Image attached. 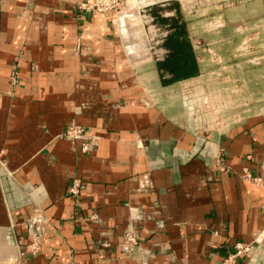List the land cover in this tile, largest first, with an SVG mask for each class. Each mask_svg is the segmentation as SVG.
<instances>
[{
	"label": "crops",
	"instance_id": "crops-1",
	"mask_svg": "<svg viewBox=\"0 0 264 264\" xmlns=\"http://www.w3.org/2000/svg\"><path fill=\"white\" fill-rule=\"evenodd\" d=\"M81 1L0 0V264H219L255 237L237 264H264V106L232 86L237 65L207 71L195 49L199 74L163 86L136 64L138 9L127 37ZM71 122L90 151L62 136Z\"/></svg>",
	"mask_w": 264,
	"mask_h": 264
},
{
	"label": "rangeland",
	"instance_id": "rangeland-1",
	"mask_svg": "<svg viewBox=\"0 0 264 264\" xmlns=\"http://www.w3.org/2000/svg\"><path fill=\"white\" fill-rule=\"evenodd\" d=\"M138 1L122 0L113 11L119 28L126 29L128 37L126 24L129 20L123 15L130 11V5H136L138 9L136 20L130 19L129 23L134 27L132 37L136 45L144 40L149 45L145 57L136 62L139 68L154 66L155 59H162L166 53L161 45L167 33L166 27L158 28L154 24L150 10L155 9L163 16L172 17L176 15L173 5L177 2L194 50L201 57L211 56L214 60L206 70L236 64L240 77L232 86L242 93L244 91V100L248 105L264 106V0H158L147 4H139ZM214 52L220 58L218 63L213 58ZM175 84L173 87L177 92L186 88L187 93L194 92L190 85L182 88L175 87ZM186 99L192 103L190 95Z\"/></svg>",
	"mask_w": 264,
	"mask_h": 264
},
{
	"label": "built area",
	"instance_id": "built-area-1",
	"mask_svg": "<svg viewBox=\"0 0 264 264\" xmlns=\"http://www.w3.org/2000/svg\"><path fill=\"white\" fill-rule=\"evenodd\" d=\"M122 0H84L77 4V6L91 13H102L107 12L110 10H116ZM213 58L218 63L220 58L217 54L213 53ZM12 81H15L14 74L10 76ZM62 136L73 144H78L81 151L88 152L92 149L94 144L96 143L98 136L91 134L86 131L84 126L79 123L71 122L63 131ZM223 161L219 159L217 161V167L219 169L224 168ZM249 175V174H247ZM246 175V176H247ZM250 178V175L247 176ZM81 185V181L79 178H73L72 183L69 185V192L72 194H76L79 190ZM91 219L95 220L97 218L96 214H92L90 216ZM28 233L33 238V242L31 245L35 246L38 242V236L40 233L41 228V218L39 216L34 217L31 219L30 223L27 226ZM258 238L255 237L250 241H236L233 244L232 251L228 252L219 262V264H237L238 260L244 258L248 255L253 249H255L257 243L260 241ZM122 248L124 251H132L135 246V239L131 233H126L123 239Z\"/></svg>",
	"mask_w": 264,
	"mask_h": 264
},
{
	"label": "trees",
	"instance_id": "trees-1",
	"mask_svg": "<svg viewBox=\"0 0 264 264\" xmlns=\"http://www.w3.org/2000/svg\"><path fill=\"white\" fill-rule=\"evenodd\" d=\"M178 3L173 7L175 16L166 17L159 11L150 10L154 24L158 28H165L166 35L161 45L166 53L162 59H155L154 68L158 72L160 83L163 86L170 85L199 74V65L192 41L189 37L187 24L182 19Z\"/></svg>",
	"mask_w": 264,
	"mask_h": 264
},
{
	"label": "bare ground",
	"instance_id": "bare-ground-1",
	"mask_svg": "<svg viewBox=\"0 0 264 264\" xmlns=\"http://www.w3.org/2000/svg\"><path fill=\"white\" fill-rule=\"evenodd\" d=\"M154 1H158V0H139L138 2H139V4L141 3V4H147V3H152V2H154ZM136 6V5H135ZM135 6H129V10L130 11H135L136 10V7ZM124 18H125V16H124ZM123 31H124V33H125V29H123Z\"/></svg>",
	"mask_w": 264,
	"mask_h": 264
}]
</instances>
